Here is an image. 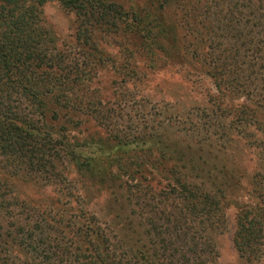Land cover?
Wrapping results in <instances>:
<instances>
[{
    "label": "trees",
    "instance_id": "1",
    "mask_svg": "<svg viewBox=\"0 0 264 264\" xmlns=\"http://www.w3.org/2000/svg\"><path fill=\"white\" fill-rule=\"evenodd\" d=\"M48 2L73 16L62 46ZM106 69L124 87L204 76L214 93L182 116L188 137L125 134L90 88ZM68 167L100 210L60 203ZM34 185L58 186L46 204L14 190ZM229 207L236 253L264 264V0H0V264H216Z\"/></svg>",
    "mask_w": 264,
    "mask_h": 264
},
{
    "label": "rangeland",
    "instance_id": "2",
    "mask_svg": "<svg viewBox=\"0 0 264 264\" xmlns=\"http://www.w3.org/2000/svg\"><path fill=\"white\" fill-rule=\"evenodd\" d=\"M41 11L45 25L53 31L57 39V45L62 46L66 44L73 28L72 14L63 11L55 2L44 4ZM102 49L112 56L117 52L115 48L109 45L102 46ZM114 57L113 59H118L116 56ZM113 80V69H106L98 74L97 83L91 84L92 86L90 88L98 92L100 97L105 101L104 104H106V107L111 104H113L112 107H120V118L114 117L115 121H113V124L117 130L130 135L141 134L140 132L151 133L155 132L156 129L158 131L165 129V131L169 132L181 130L187 136L185 133L187 127L183 126L182 116L191 110L194 116L198 115V112L201 113L204 111L208 107V94L214 93L211 82L204 76H200L194 82L189 77L183 78L181 73L178 74L177 72L167 70L146 76L143 79L142 85L118 86L116 83H113ZM93 132L94 130L90 126H87L85 129L77 127L69 134L75 138H87ZM188 133L192 135L190 132ZM247 139V137L244 138L245 143ZM232 141H238L239 144H242L240 140L233 139ZM232 144L236 145V142ZM252 154L244 152L243 155V164L246 165L248 171L253 168L251 162H248L249 160H254ZM146 169L150 171L148 165H146ZM66 170L69 172L68 179L71 182L69 184L64 183L63 186L66 193L74 194V198H70L69 200L66 198L64 200L61 199L60 203L65 202L66 206L70 208L79 206L100 210L105 202L103 197L96 195L97 192L95 190L91 191L94 193L88 197H81L79 192L80 186L75 182L76 178H73L69 167ZM38 186L34 185L37 189L31 186H27V188L24 186H15L14 190L20 197L19 191H23L27 196L31 197L32 194V198L36 201L46 204L50 197H54L52 191L58 185H50L51 187ZM99 191L103 192V190ZM154 201L156 202L157 199L155 198ZM225 214L226 228L221 235L215 238V248L217 251L216 264H261V262H246L236 253L232 245L235 209L229 207L226 209ZM97 217V221L102 226L105 218L99 214H97Z\"/></svg>",
    "mask_w": 264,
    "mask_h": 264
}]
</instances>
